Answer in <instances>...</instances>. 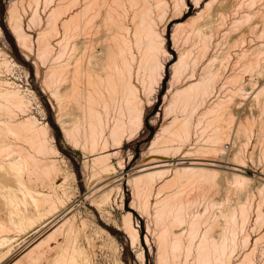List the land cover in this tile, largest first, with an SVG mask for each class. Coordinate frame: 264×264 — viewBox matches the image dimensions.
Here are the masks:
<instances>
[{"label": "bare ground", "instance_id": "6f19581e", "mask_svg": "<svg viewBox=\"0 0 264 264\" xmlns=\"http://www.w3.org/2000/svg\"><path fill=\"white\" fill-rule=\"evenodd\" d=\"M31 1L37 6L41 2L49 6L54 0H27L29 8ZM171 1L174 11L168 14ZM193 1L198 13L174 23L171 38L178 49V58L172 60L173 54L167 47L168 23L184 16L189 8V0H58L53 9L46 12L51 29L45 25L46 28L37 32L36 38L39 57L52 60L51 66H47L48 80L45 83L53 87L52 104L58 111L66 138L74 146L89 148L93 152V159L90 158L93 166L90 164V168L93 167L91 175L95 179L93 181L89 175V180L93 182L90 181V196H99V207H102L113 189L107 176L113 168L112 161L118 156L123 142L141 133L145 113L156 100L170 62V87L164 95L165 121L151 140L147 152L155 149L159 153L172 152L174 155L185 146H189V150L178 162L172 158L159 157L142 161L129 180L134 184L141 203L144 199L142 205L147 210L151 207L150 196L153 193L161 194L164 187H172L171 191L156 198L155 205L152 204L158 227L159 262L258 264L253 258L256 245L252 249L247 248L238 260H233L237 249L240 246L247 247L252 240L247 232L250 221H253V228L259 229L264 225V181L255 184L259 194L256 196L253 193L254 177L244 170L248 162L239 158L253 134L255 118L251 117L250 112V117L246 115L247 119L239 126L249 136L246 137L243 131L248 138L245 145L243 143L244 150L242 144H238V151L231 156L224 153L226 141L232 132L229 121L234 119H231L233 113L231 106L228 108V101L235 94L241 96L246 93L248 81L243 74L245 71L250 70L248 73H251L257 70L264 74V0ZM16 2L12 3L16 5ZM78 6L80 9L74 12ZM15 9H10L8 27L15 33L17 42L30 51L34 40L32 34L27 32L28 28L24 27V19L19 12H25V9H18V12ZM31 13L32 16L28 17L26 10L24 14L27 15H23L28 17L29 28L41 24L44 18L39 9H32ZM98 16V26L104 32L102 40L99 36L102 42L99 55L90 51L89 46L87 55L82 53L75 59L72 54L76 49L73 40L76 33H89L95 28ZM59 18L62 20L63 32L60 35L62 38L55 43L51 37L58 30L56 23ZM2 53L0 51V111L6 109L3 112L8 117L0 119V177L7 175V168L16 169L12 175L19 180L22 198L17 194H5L8 222L0 221V233L8 234L0 235V245H10L15 239L9 231H22L37 224L35 229L40 232L48 226L57 225L26 252L29 264L49 259L51 252H54L51 264H93V252L81 241L85 223L83 220L80 223L74 215L67 217L73 210L67 200L69 196L64 197L59 193L60 184L53 177L60 167L55 161L46 158L51 149L46 135L48 128L38 123L31 114L29 97L21 93L18 83L15 84L6 76L16 64ZM75 61L77 66L70 68L69 65ZM217 62H220V66ZM237 64L243 66L245 71L241 72L240 66L241 70L237 71ZM67 79L70 80L69 84L62 86ZM259 86V91H255L256 97H259L258 103L255 101L261 114L257 116L260 122L256 126L259 131L258 128L256 131L261 134L257 132L256 135L264 138V84ZM236 106L240 107L238 101ZM19 112L26 117L18 119ZM11 134L28 140L31 150L10 140L8 137ZM236 137L234 139L238 140ZM193 152H199V155L191 156ZM250 153L249 158L252 156ZM218 174L230 182L217 179ZM259 178L264 180L262 176ZM225 186L228 192L243 193V197L234 199L233 203L221 207L217 213L207 214L209 207L212 212V207L217 204L221 206V203L212 199L211 194ZM27 195L35 210L34 215L20 211L19 206ZM203 201L209 203V207H202L204 212L195 210V206L200 207ZM123 220L124 231L132 245H135L141 240V232L133 220V212L127 210ZM85 238L91 246L90 237L85 235ZM261 239L264 241V232L253 240V244ZM11 254V248L2 251L0 264ZM140 256L144 264L145 252L140 251Z\"/></svg>", "mask_w": 264, "mask_h": 264}, {"label": "rangeland", "instance_id": "374dc122", "mask_svg": "<svg viewBox=\"0 0 264 264\" xmlns=\"http://www.w3.org/2000/svg\"><path fill=\"white\" fill-rule=\"evenodd\" d=\"M15 1H17L16 5L15 3H12ZM29 1L30 0H28V2ZM54 1H53L54 3L53 2L52 4L50 3L49 6L45 2H41L39 3L40 5L37 6L35 2L33 3L31 1L30 3H33V5L35 4L34 6H36V8H34V6L31 5L30 3L29 5L31 7L29 8L28 4H26L28 3L27 0H0V51L1 52L3 51L2 53L3 56L7 54L10 60H12L16 64L15 66H12L11 71H9L11 73L8 72L6 76L10 78L11 81L15 82V84L18 83L17 86L19 87L20 91L22 90L21 93H24L23 95L27 96V98L29 97L28 99L30 100L31 114L35 116L38 123L44 126L46 125L45 128H48L46 129V135L49 138L48 145L51 147L54 154L53 152H51L52 150L50 149L51 154L49 152L46 158L49 161H55L57 165L60 167L59 172L56 173L55 175L53 174V177H55V181L57 182V184H60L58 188L59 193L61 195H65L64 197L69 196L67 200L70 202L69 204L72 205L73 210L68 213L67 217L74 215L73 217H75V219L77 218L80 223H82V220L85 223L84 224L85 228L82 232L81 241L83 242V244L87 245V247L93 252V260H94L93 264H142L140 261L141 260L140 251L145 252L146 260L144 264H160L159 256L157 255L158 245H159L158 244L159 241H157L158 227L155 223L156 220L154 218L155 211L154 212L152 211L154 209L153 205H155L156 198L159 197L161 194L171 191L172 187L171 185L164 187L161 194H158L157 192L153 193L150 196V201L153 205L151 204V207L147 210L142 205L144 202V199L142 198V203H141V198L139 195L137 196V192L134 188L135 187L134 184L130 182L129 180L134 176V173L137 170V167L141 163H143L142 161H147V159L151 160V158L159 157V158H172L174 160H177L178 162L180 161V157H183L185 155L184 153H186L187 150H189V146H185L177 153L175 154L173 153L174 155H172V152L168 154L159 153L155 149L153 152L152 151L149 153L147 152L149 150L151 140L154 138V135L160 129V126L162 125V123L165 121V117H164L165 112L163 108L164 103H165L164 95L167 93L170 87V84H169V80L171 77V72H170V67H169L170 62H168L169 64H168V68H167L166 76H165L166 78L164 79L162 83L160 91L157 94L156 100L154 104L150 106L148 111L145 113L144 127L141 133L136 135L137 137L136 136L132 137L131 139L123 142V144L120 146L121 148L119 147L118 156L114 158L112 161L113 168L110 170L107 176L109 177L108 178L109 181L113 184L111 186V188L113 189L111 191V194L107 202L104 203L102 207H99V196H92V197L90 196L91 185L93 182L92 180H89V178L91 176V178H93V181L95 179L91 175L93 167L90 168L91 167L90 164L93 166L92 160L90 159L93 157V152L89 148L74 146L69 141V139L66 138L67 136L65 135V132L63 131V129H61L63 127L59 119L58 111L55 109L54 105L52 104V100L54 97L53 95H51V91H53V87L46 84L47 83L46 81L48 80V79L46 80L47 70H48V67L51 66L52 60L48 59L50 60L48 61V60H43L42 58H40L38 47H37L38 45H36L37 44L36 38L38 37L37 35L39 33L38 31L40 29L46 28L45 25L47 27L49 26V29H51L50 27H52L51 24L50 25L48 24V21H47L48 14H46V12H49L48 11L49 9L52 10L53 9L52 7L55 5V3L58 2V0H54ZM206 1L207 0H205V2ZM11 3L14 5H12ZM43 4L44 5L46 4V6L48 7L46 8V6H43ZM169 4L170 5L168 7L167 12L168 14H171V12L174 11V7H173L174 3L173 1H171ZM216 4L217 3H215V5ZM11 5L15 7L18 6V8L15 9V7H12ZM24 5L26 8L23 7ZM41 5L43 6V8ZM10 6L14 8L15 10H17V12L19 10H23V8L25 9V12L27 10L28 15L24 14L25 13L24 10L23 12L22 11H19V12H21L20 15L22 14V18L24 19L23 20L24 27L28 28L27 32L32 34V40H34L33 41L34 45L32 47V50L30 51L28 49H24V47H22L17 42V39H16L17 37L15 36V33L10 29V27H8L9 26L8 18L10 17L8 15H10V9H12ZM44 7H45V10H44ZM32 9L33 11L34 9H37V10L39 9L41 16L44 18L41 24H37L36 26L29 28L27 27L29 23V21L27 23V18L32 16V13H31ZM79 9H80L79 6L76 7L74 9V12H77V10ZM192 13L197 14L198 8L196 7V4L194 3L193 0H189V8L185 11L184 16L187 17L190 14L192 15ZM23 15H27L28 17L23 16ZM184 16H182L181 18H175L168 23L169 26L167 27L168 28L167 29L168 30L167 31L168 32L167 33V39H168L167 47L169 51L173 54L171 58L172 60L178 58V52H177L178 49L176 47V44L173 41V38H171L172 32H173L172 31L173 26L175 22L186 18ZM58 20H57L58 23H56V25L58 26L57 31L59 33L57 31H54L55 33L52 34L53 38L51 37L52 41L55 43L62 38L61 33L63 32L62 20L61 19L59 21ZM98 22H99V16H98V20L96 23L97 26L94 25V27L97 28L96 30L95 28H92L93 30L91 29L89 33L88 32L85 33L86 35L84 33L83 34L76 33L73 39L74 42L76 43L75 52L72 54L74 58L80 57L82 53L83 55L84 53L85 55H87L90 51H93L95 53L99 52V49L102 46V44L100 45L101 41H99V36H101L100 40H102L101 38L104 32L103 30H101L102 29L101 26L100 27L98 26L99 25ZM98 30L100 31L101 35H99L100 33L98 32ZM85 46L87 47V49ZM89 46L91 48L90 51H89ZM220 54H222V52ZM74 58L72 57L71 60L74 61ZM86 58L87 57H85L84 60H86ZM219 63L220 62H217L216 64L220 66ZM71 65H69L70 68L72 67L74 69L77 66L76 61L72 63ZM237 66L238 64L236 65V69H237ZM239 66H238L237 71H239V69L242 68V70L241 69L240 70L241 72H244L245 70L243 69L245 68L243 66L242 67L240 66L239 68ZM249 71L247 72L245 71L243 73L248 81V82L246 81L247 82L246 87L248 88L246 93L241 94V96H239L240 94L239 95L235 94L233 95L234 99H232L233 98L232 97L231 101L230 100L228 101V108H230L229 106H231L230 110L232 112L231 111L230 112L233 113V116H234V117L232 116L231 119L232 118L234 119L230 120V118H228L230 120L229 124L232 125L230 126V130L232 132L230 131L231 136L229 140L226 141V153H224V155L231 156L233 153L238 151L237 150L239 149V146H237L238 144L240 146L242 144V147L244 150L243 143L245 145L246 139L248 140V138L246 137H249V136H247V134L245 133V130L241 127L239 128V126H240V123H242V121L244 122L248 118V116L250 117V113H251V117L254 116L252 118H255V125L253 126V129H252L253 134L251 135L252 137L249 138L250 139L249 144L247 146L245 145L246 147L245 152L243 151V154L240 153L241 157L243 156V159L240 157V155H239V158L241 160L248 162V167L244 168V170L248 172L246 174L254 177L255 183L253 182V193L257 196L259 194H257L256 192L257 190H255V184L258 183L259 181H264L261 178H259L261 176L262 178H264L263 177L264 175V171H263L264 170V167H263L264 166V149H263L264 148V138H262V136L259 137L256 135V133L259 131V127H256V126L260 122L259 121L260 119H258L257 116L261 114L260 109L258 108V104H257L258 103L257 100L259 97L257 98L256 96L258 95L256 94L259 91L258 90V88L260 87L259 85L264 84V74L259 73L257 70L252 71L251 73H248ZM257 73L261 75L259 74L257 75ZM250 79L252 80L251 82H250ZM67 81L65 80V85L63 84L62 86L66 87L69 84L70 80L67 79ZM253 81L256 83V86L253 83ZM248 83L250 84L253 83L254 85L251 84L253 87L250 84L248 86ZM247 92H248V96L246 95ZM243 96L246 99H244ZM240 98L242 101L240 100ZM237 101H238V105L240 106L238 108L236 106ZM234 105L236 108L234 107ZM247 107H249V109ZM3 111L6 112V109H2V111H0V119H4L8 117L4 115L5 113ZM245 116L247 118H245ZM24 117H26V115L21 112H19L17 115L18 119H21ZM168 119L169 118H167L166 121ZM237 126H238V129H237ZM257 128H258V131H256ZM240 130L242 131L240 132ZM243 131L246 134V137H245V134H243ZM236 133L237 134L239 133V135H237ZM240 133L242 136L240 135ZM235 134L238 137H236ZM260 134L261 132L260 133L258 132V135ZM234 137H236L238 140L234 139ZM255 137H257L258 139H256ZM8 138L10 140L15 141L20 147L31 150L30 149L31 144L24 137L16 138L14 135L11 134ZM241 139H243V141H241ZM259 139L261 140V142H259ZM25 140H26V143H24ZM255 140L257 141V144ZM27 142L29 143V145ZM52 144L55 145V146L53 145L54 148L52 147ZM253 145H254V148H253ZM195 153L193 152L191 156L199 155V152H197L196 154ZM249 153L252 154L250 158H249ZM164 155H167V156H164ZM255 162H256V165L258 164L257 166L255 165ZM7 170L9 171L7 175L0 177V221L4 223L8 222L7 209L5 205V200H6L5 194L6 193L17 194L20 199L22 198V192L19 189L20 187L19 180L12 175V173L15 172L16 169H13V167H9L7 168ZM258 174H259V177H258ZM218 176H220V174H218ZM218 176L216 177L217 179L224 177L222 174H221L222 177L221 176L218 177ZM221 180H223L224 182H230L229 180L225 181L224 178H222ZM62 183H65V184L63 185ZM61 185L63 188L61 187ZM211 197L213 200L215 199L214 201L216 202L218 201L219 203H221V206L219 204H217V206L213 205L214 207H212V212H211L210 210L211 207H209V203L205 204V202L203 201V202H200V207L199 205L195 206V210L204 212V209L202 207L206 208V205H207L209 207L207 214L209 212H210L209 214L215 213V211L217 213L218 209H220L221 207H224L228 203H233L234 199L236 200L238 199V197H243V193L240 194L234 191L233 193L228 192L225 186L224 189H221L216 193H212ZM229 197L230 199L228 200ZM133 202L135 203L134 204L135 209L132 208ZM201 203L203 206L201 205ZM19 208H20V211L26 215L35 214V210L31 204L29 195L23 197V202L20 204ZM127 210H130L133 212V220L135 223L138 224L140 232H141V240L139 242H136L137 244L135 243V245L134 244L132 245V241H130L131 239L128 237L127 233H125L126 231L125 226H124L125 224L123 225L124 215ZM105 211L107 212L105 213ZM36 225L37 224L31 227H26L22 231H16V230L9 231V234L13 235L15 239L11 242L10 245H5V246L0 245V253L8 248H11L12 254L7 260L2 262L1 264H13L14 262H16V260L18 261L17 262L18 264H29V260L26 257V252L32 246H34L37 242H39L41 239L46 237L50 232H52L57 227V225L48 226L42 231L37 232L35 229ZM250 227H251V230H250ZM247 232L251 235L252 240L247 247L242 248L240 246L237 249V251L235 252L233 256V260H238L243 254V252L246 251L247 248L250 247L252 249L256 245V250L254 252L255 254L253 255L254 256L253 258L254 260H256V263L258 262V264H262L264 262V241L263 239L259 241L260 240L259 239L256 244L255 242L253 244V240L255 241L256 237H258L261 233L263 234L264 225L260 227L259 229L253 228V221H250L247 227ZM3 234H8V232H3ZM3 234L0 233V235H3ZM85 235L90 237V239L92 240L91 246L88 245ZM147 239L149 240L147 241ZM51 243L53 245L55 244L53 240L51 241ZM53 257H54V252H51L49 254V259L43 260L40 263H32V264H51L50 260H52Z\"/></svg>", "mask_w": 264, "mask_h": 264}, {"label": "trees", "instance_id": "16d2710c", "mask_svg": "<svg viewBox=\"0 0 264 264\" xmlns=\"http://www.w3.org/2000/svg\"><path fill=\"white\" fill-rule=\"evenodd\" d=\"M184 17H186V16H184Z\"/></svg>", "mask_w": 264, "mask_h": 264}]
</instances>
